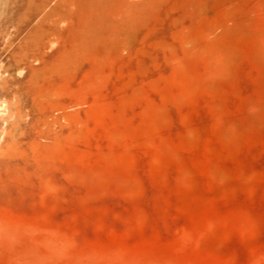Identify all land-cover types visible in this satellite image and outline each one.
<instances>
[{"label":"rangeland","instance_id":"374dc122","mask_svg":"<svg viewBox=\"0 0 264 264\" xmlns=\"http://www.w3.org/2000/svg\"><path fill=\"white\" fill-rule=\"evenodd\" d=\"M0 74V264H264V0H0Z\"/></svg>","mask_w":264,"mask_h":264},{"label":"bare ground","instance_id":"6f19581e","mask_svg":"<svg viewBox=\"0 0 264 264\" xmlns=\"http://www.w3.org/2000/svg\"><path fill=\"white\" fill-rule=\"evenodd\" d=\"M0 77H1V74H0ZM3 100L4 99H2V100L0 99V118H4L6 116V113H7L6 104ZM2 122H3L2 124L4 125L5 124L4 121H2Z\"/></svg>","mask_w":264,"mask_h":264}]
</instances>
